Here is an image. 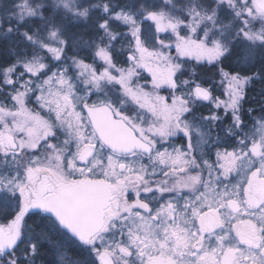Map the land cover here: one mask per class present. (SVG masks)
Segmentation results:
<instances>
[{
    "label": "snow or ice",
    "instance_id": "snow-or-ice-1",
    "mask_svg": "<svg viewBox=\"0 0 264 264\" xmlns=\"http://www.w3.org/2000/svg\"><path fill=\"white\" fill-rule=\"evenodd\" d=\"M0 264H264V0H0Z\"/></svg>",
    "mask_w": 264,
    "mask_h": 264
},
{
    "label": "trees",
    "instance_id": "trees-1",
    "mask_svg": "<svg viewBox=\"0 0 264 264\" xmlns=\"http://www.w3.org/2000/svg\"><path fill=\"white\" fill-rule=\"evenodd\" d=\"M198 70H199V71H202V72H204V70H208V72L210 71V70L207 69V68H198ZM260 87H261V85H260L259 83H257V84L255 85L254 88H252V89L249 90V96H250V97H251V96H255V95L259 92ZM253 106H254V105H253L251 102L246 103V104L244 105L245 108L253 107Z\"/></svg>",
    "mask_w": 264,
    "mask_h": 264
},
{
    "label": "rangeland",
    "instance_id": "rangeland-1",
    "mask_svg": "<svg viewBox=\"0 0 264 264\" xmlns=\"http://www.w3.org/2000/svg\"><path fill=\"white\" fill-rule=\"evenodd\" d=\"M190 66H192V67H194L195 66V64H194V62H193V64L192 65H190ZM198 70V69H197ZM199 71V70H198ZM199 72H201V74L202 75H209L210 74V71L208 72V70H204V72H202V71H199ZM215 79H219V77H215ZM216 95H220V93L219 92H217V93H215ZM223 98V97H222ZM204 111H205V114H207V109H204ZM177 143H180V142H178V140L176 141Z\"/></svg>",
    "mask_w": 264,
    "mask_h": 264
},
{
    "label": "flooded vegetation",
    "instance_id": "flooded-vegetation-1",
    "mask_svg": "<svg viewBox=\"0 0 264 264\" xmlns=\"http://www.w3.org/2000/svg\"><path fill=\"white\" fill-rule=\"evenodd\" d=\"M178 142H180V141L178 140Z\"/></svg>",
    "mask_w": 264,
    "mask_h": 264
}]
</instances>
